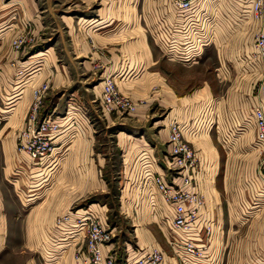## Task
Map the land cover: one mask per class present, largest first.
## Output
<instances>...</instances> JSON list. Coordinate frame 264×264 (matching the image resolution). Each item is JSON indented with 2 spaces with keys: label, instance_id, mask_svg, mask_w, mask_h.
I'll return each instance as SVG.
<instances>
[{
  "label": "crops",
  "instance_id": "obj_1",
  "mask_svg": "<svg viewBox=\"0 0 264 264\" xmlns=\"http://www.w3.org/2000/svg\"><path fill=\"white\" fill-rule=\"evenodd\" d=\"M59 1L72 11L60 14V19L82 67L93 73L101 66V79L109 75L118 91L144 102L129 113L103 114L98 106L101 79L87 86V99L72 89L63 99V110L53 103L46 111L56 112L54 117L62 126L50 152L32 159L19 151L18 132L31 101L27 88L39 76L40 62L52 54L47 47L24 57L11 48L10 41L22 36L25 44L37 46L41 14H51L56 3L0 0V240L20 238L27 250L37 251L38 263L31 264H47V239L55 238L51 250L64 247L57 239L68 234L54 228L53 222L68 210L91 212L115 228L105 200L111 196L107 170L113 166L108 159L114 153L116 192L112 196L117 197V214L132 227L119 256L117 247L104 249L116 262L129 264L143 255L154 240L153 230L145 225L155 224L171 253L162 252V264L263 263L264 207L259 209V192L252 190L256 207L246 221L241 220L240 207L236 219L232 217L224 228L218 203L233 188L240 197H248L243 186L249 177L259 186L252 112L264 102L259 88L264 85V54H253V41L256 33L264 34V19L247 17L249 0H195L188 12L176 9L172 0H144L138 10L136 0H123L121 5L120 0L100 2L95 8H90L93 0ZM120 15H127L125 23ZM139 20L157 53L146 37L122 35V26L134 31ZM194 54V61L187 60ZM19 68L23 72L16 77ZM41 80L51 89L71 79L64 71ZM90 113L99 116L100 125L114 129L108 134L111 146L106 151ZM171 121L182 125L184 136L196 148L200 170L194 186L214 223L201 257L180 251L182 235L170 227L172 207L151 187L150 174H161L166 181L172 175L167 154ZM217 172L219 181L212 184Z\"/></svg>",
  "mask_w": 264,
  "mask_h": 264
},
{
  "label": "built area",
  "instance_id": "obj_2",
  "mask_svg": "<svg viewBox=\"0 0 264 264\" xmlns=\"http://www.w3.org/2000/svg\"><path fill=\"white\" fill-rule=\"evenodd\" d=\"M176 9L188 12L195 4V0H172ZM247 17L251 20L264 19V0H249ZM26 38L15 37L10 41L14 51L19 50ZM201 44V42H200ZM254 55L264 54V34L258 32L254 35ZM194 61L196 55H191L187 60ZM20 74V69H17ZM264 93V85L259 86ZM48 84L41 83L31 90V101L24 118V123L19 129L16 147L25 152L32 159L40 158L47 154L53 146V137L60 129L57 119L50 114L40 116L39 107ZM70 96V95H69ZM72 101V96L68 98ZM143 99H132L117 90L115 81L109 75L101 79L98 106L101 113H129L135 110ZM255 124L254 147L258 152L257 172L262 190L264 191V102H259L253 107ZM167 154L172 175L168 181L161 174H150L151 187L157 191L165 203L171 205L172 216L170 227L174 233H179L180 249L186 255L201 257L209 245L213 233L214 223L210 211L204 209L202 193L195 188V175L199 169V156L196 148L188 137L182 132V125L171 121L168 125ZM53 227L62 229L68 235L57 239L63 243L59 251L51 250L54 245L52 236L47 239L48 247L44 257L48 258L47 264H120L115 261L109 250H104L114 236V227L91 212L78 213L68 210L55 218ZM71 250L69 261L67 251ZM163 254L155 246H149L143 255L134 258L129 264H162Z\"/></svg>",
  "mask_w": 264,
  "mask_h": 264
},
{
  "label": "rangeland",
  "instance_id": "obj_3",
  "mask_svg": "<svg viewBox=\"0 0 264 264\" xmlns=\"http://www.w3.org/2000/svg\"><path fill=\"white\" fill-rule=\"evenodd\" d=\"M51 1L56 3V4H53V7L55 8L51 10V14H46V13L41 14L42 15L41 23H40L41 34H40V39L38 40L39 46L37 45L31 48L29 43L25 44L24 42L23 46L18 51H22L23 56L25 57L26 55L32 54L31 52L34 50H44L45 48L47 49V47H49L48 53L52 54L51 55L52 57L48 56L40 62V66H39L41 68L39 70L40 74L37 77V79H34L33 81H31V83L29 84L27 88L28 89L27 91L29 92V96H31V90L33 87L40 85L41 83L48 84L46 81L41 80L44 77L49 78L52 74H55V73L62 75L64 71H66V73H68V75L70 76L71 80H68L67 84H65L64 86L63 84L62 85L58 84L57 87H52L51 89L49 88L47 90L48 92H45L41 99V103L39 107L40 116L47 113V114H50L51 117H53L56 112H46V111H48L49 106L53 103H57V105L59 106V110L60 109L63 110V107H64L63 99L68 91L72 89H76L77 93L80 95L81 98L83 99L89 98L87 86L94 85L96 84V82L100 81L101 78L99 76L100 75L99 71L100 70L102 71V67L99 66V68L97 69L94 68V72L91 73L90 71H87L86 69L82 67L80 63L81 62L80 58L74 57L73 47L70 45V42L67 39V36L65 35V31L63 28V22L60 19L61 18L60 14L64 15L65 13L66 14L71 13L72 11L65 8L62 1L60 2L59 0H49V2ZM111 1H114V0H93L94 4H92L91 7L90 6L89 7L95 8L94 6H96V3H100V2L107 5V4H110ZM122 1L123 0H120V5L123 4ZM143 1L144 0H136V4H137L136 10H138L139 7L142 6ZM151 1L153 3L158 2V0H151ZM81 13H84V12H81ZM76 14H80V12L76 11ZM154 16L155 15H153V17ZM126 17L127 15H120V19H122L121 23H125V21L127 20ZM79 21L82 22L81 18H79ZM143 25L144 24L142 21L140 20L137 21L134 26V31L129 30L130 27L124 30L122 26L121 27L122 35L124 36L126 35V33H130L129 35H133L135 38L146 37L148 42L153 44L152 39L150 38L148 34V31L144 30ZM151 47L154 48V53L158 52L154 44L151 45ZM19 69L21 72H23L21 68ZM16 72H15L16 77H18L20 74H17ZM39 77H42V78H39ZM84 109L86 110V108ZM62 110L59 111L58 113L60 114ZM81 110L82 112H84L83 109ZM94 115H95L94 113H90V117L93 119L94 127L99 131V136L102 139H104L105 147L103 150L106 151V149H109L111 146V138L109 137L108 134L112 135L111 133L114 129L112 127L110 128L109 126H102V124L100 125L99 116L92 117ZM77 126L80 128V125H77ZM61 129H62V126H60V129L58 132H60ZM135 131H138V130L135 129ZM52 143L54 146V142ZM109 153L111 154V150ZM47 154H45L44 156H46ZM108 161L112 162L113 164V166L109 168L110 170L109 169L107 170L109 171L108 175L110 179L109 184H108L110 190L108 191V193H110L111 196L105 200L107 201V206H111V208L107 210L108 215H109L108 216L109 220L111 221L110 223L115 226L114 236L112 237L111 243L108 244V246L117 247V256H119L120 255L119 252L122 253V250L124 247V244H123L124 240L129 238L132 233V227L130 226V223H128L126 220H124L117 214V204H116L117 197L112 196V194H115L116 192V182L114 179L115 174H116L115 169L117 166L116 154L114 153L111 154V157L108 159ZM219 178H220V175H219V172H217L214 178V181L212 180V184L218 182ZM243 187H244V190L246 189L245 191L248 192V197L246 198L240 197L236 193V191H234L235 188H233V190L231 191L230 195L232 196H230L229 194L227 195L228 198L220 196V202L218 203V206H220V211H221L220 217H221V223H222L223 228L224 226L226 227V225L229 224L232 217L233 219L234 218L236 219L235 213L240 212L239 211L240 207H243L241 210V214H242L241 220L243 222L246 221L245 218L248 217L251 212H254L253 210L256 207V203L253 201L255 200V198L252 199L251 197L252 190L254 191L256 189V191L259 192V209L262 206L264 207V191L262 190L263 186L261 185L260 180H259V186H257L255 185V180L249 177L246 180L245 185ZM241 203L244 205L242 206ZM259 220H260V216H259ZM140 225L141 227H144V223ZM145 227L153 230L151 232H152L154 240H152V244H150L149 246H155L159 248L161 252H165L164 254L171 255L170 249L168 245L165 243L163 237H161L160 231L156 227V225L148 224V225H145ZM36 253L37 251L34 252L33 250H27V248L23 246V243L20 238L8 237V238H4L0 240V264H31L32 261L37 262ZM261 260L263 261V263L260 262L259 264H264V258Z\"/></svg>",
  "mask_w": 264,
  "mask_h": 264
}]
</instances>
